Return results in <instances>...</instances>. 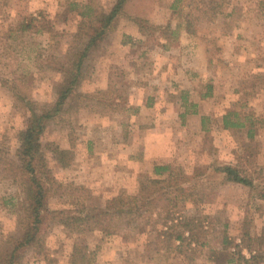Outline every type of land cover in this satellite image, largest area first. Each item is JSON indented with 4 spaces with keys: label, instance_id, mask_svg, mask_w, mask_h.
I'll use <instances>...</instances> for the list:
<instances>
[{
    "label": "rangeland",
    "instance_id": "1",
    "mask_svg": "<svg viewBox=\"0 0 264 264\" xmlns=\"http://www.w3.org/2000/svg\"><path fill=\"white\" fill-rule=\"evenodd\" d=\"M120 1L0 0V264L22 237L25 191L14 170L30 102L39 113L56 102L59 68L85 43L74 41L80 13L109 14ZM100 44L42 137L61 185L49 208H105L160 187L150 180L163 165L180 189L162 195L176 205L82 227L52 224L43 248L17 250L13 264H72L77 246L96 252L93 264H264V200L215 172L232 165L264 189V0H124ZM230 111L247 127L224 129ZM194 216L206 218L204 244L179 249L166 222Z\"/></svg>",
    "mask_w": 264,
    "mask_h": 264
},
{
    "label": "trees",
    "instance_id": "2",
    "mask_svg": "<svg viewBox=\"0 0 264 264\" xmlns=\"http://www.w3.org/2000/svg\"><path fill=\"white\" fill-rule=\"evenodd\" d=\"M124 0H121L109 13L94 14L89 10L80 13V29L74 36V41H85L83 48L77 50V45L72 46L74 51L59 71L63 74L64 80L59 88L56 102L41 113L32 109L26 128L19 134V163L14 170L22 179V186L25 191L23 211L21 217L22 237L17 241V247L7 253L6 262L3 264H13L17 259L16 251L24 248H43L50 225L58 223L66 227L88 226L93 222H101L121 217L123 213L129 216L137 214L139 208H158L162 204L174 202L170 197H163L164 191L172 193L171 190L180 189L175 178L168 175L171 166H155L154 174L158 177L150 180V183L160 187L154 189L144 187L138 195L126 196L122 194L108 201L105 208H84L81 211L58 212L50 210L49 199L52 193L61 187L55 180L49 168L45 152L42 145V137L51 122L56 120L65 112V105L68 99L75 92V88L81 82L83 76V66L88 58L91 49L100 47V43L108 32L116 29L122 14ZM146 24L140 25V30L144 32ZM29 27V26H28ZM169 30V28L167 27ZM51 32V30H48ZM40 32V31H39ZM71 51V50H70ZM194 114L196 113L193 112ZM185 115H182L184 118ZM234 118V119H233ZM207 118H203L205 122ZM247 127L238 112H227L223 118V128L226 130H242ZM254 130L248 129V136L253 138ZM69 151H62L60 161L64 167L69 166L65 161ZM215 172L222 178L223 183H235L249 187L257 191L259 199L264 200V189L258 190L255 181L247 176L242 170L232 165H218ZM176 204L174 203V206ZM170 206V203H169ZM205 217H173L170 222H166L168 239L179 243L178 248L186 246L192 249L193 246L203 245V222ZM169 223V224H168ZM192 247V248H191ZM96 252L89 251L86 246H77L74 250L72 264H93L96 260ZM245 263L252 260L243 258Z\"/></svg>",
    "mask_w": 264,
    "mask_h": 264
},
{
    "label": "crops",
    "instance_id": "3",
    "mask_svg": "<svg viewBox=\"0 0 264 264\" xmlns=\"http://www.w3.org/2000/svg\"><path fill=\"white\" fill-rule=\"evenodd\" d=\"M186 33H188V35L190 34V35H192L193 33L192 32H189V31H186ZM185 33V35H187ZM189 35V36H190ZM201 53V56L203 57V54H204V52H203V50L200 48L199 49V54ZM204 56H205V54H204ZM213 59V56H211V58L210 57H208L207 56V61H208V63H210V64H212L215 60H212ZM215 63V62H214ZM173 79V78H172ZM201 100L199 101L200 103H202L201 105H200V110H201V108H202V106L204 107V105H207L208 103H205V102H207V100H205V95H204V97H203V99L202 98H200ZM189 119H188V121L190 120V122H192V121H196L197 120V118H196V115H192V116H190V117H188Z\"/></svg>",
    "mask_w": 264,
    "mask_h": 264
}]
</instances>
